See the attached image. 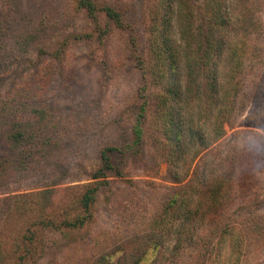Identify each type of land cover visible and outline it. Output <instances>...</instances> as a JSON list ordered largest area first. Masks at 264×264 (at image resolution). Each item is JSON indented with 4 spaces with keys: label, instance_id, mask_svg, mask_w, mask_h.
Returning a JSON list of instances; mask_svg holds the SVG:
<instances>
[{
    "label": "rangeland",
    "instance_id": "obj_1",
    "mask_svg": "<svg viewBox=\"0 0 264 264\" xmlns=\"http://www.w3.org/2000/svg\"><path fill=\"white\" fill-rule=\"evenodd\" d=\"M98 1L120 10L144 55L149 0ZM209 1L195 4L205 13ZM225 1L233 12L230 34L238 39L236 49L240 40L246 37L247 42L241 74L245 106L200 161L220 153L230 175L222 219L255 216L259 223L253 231L264 228V0ZM74 7V0H0L8 47L12 36L33 32L38 37L23 49L16 47L23 64L0 87V118L29 123L37 144L31 156L15 159L16 151L0 140V264H95L111 255L115 262L124 250L128 255L120 260L134 264L139 255H129L132 248L173 193L188 183L166 179L147 114L142 152L128 156L122 175L100 184L85 205L84 195L96 186L91 176L100 165V151L132 140L143 76L128 46L131 29L111 27L102 38L70 40L58 59L49 57L63 37L92 30V22ZM48 66L50 71H42ZM22 75L30 79L27 99L5 100L17 93ZM7 160L13 162L3 168ZM251 236L241 264H264V245Z\"/></svg>",
    "mask_w": 264,
    "mask_h": 264
},
{
    "label": "trees",
    "instance_id": "obj_2",
    "mask_svg": "<svg viewBox=\"0 0 264 264\" xmlns=\"http://www.w3.org/2000/svg\"><path fill=\"white\" fill-rule=\"evenodd\" d=\"M195 1L149 0L143 55L138 52L134 28L114 5L74 0V8L84 12L92 22V30L63 37L49 54L58 59L70 40L102 38L111 27L131 29L128 46L143 76L139 88L143 100L134 116L131 142L108 145L100 151V165L91 176L96 186L84 195V203L89 204L98 186L109 177L122 175V163L128 156L142 152L147 114L156 132V156L166 164V179L174 184L188 182L173 193L153 217L149 231L132 248L129 255H139L134 264H241L248 256L251 235L262 243L260 247L264 245V228L250 230L259 223L255 216L239 221L233 217L222 219V208L230 200V175L221 166L220 153H210L200 161L202 154L223 138L226 125L245 106L241 74L246 37L240 40L237 50L238 39L235 41L230 34L233 12L225 0L209 1L205 13ZM3 27L1 22L0 87L10 72L23 64L20 55L15 54L16 47L23 49L37 37L33 32L12 36L13 45L8 47ZM48 71L50 68L44 72ZM29 82L26 75L20 76L17 93L5 100H26ZM29 125L8 115L0 118V140L16 151L15 159L25 153L31 156L37 145ZM225 156L229 158L228 153ZM13 160L5 161L3 168ZM126 255L124 250L121 256ZM113 258L111 255L104 262L106 258L102 257L95 264H132L120 258L114 262Z\"/></svg>",
    "mask_w": 264,
    "mask_h": 264
}]
</instances>
